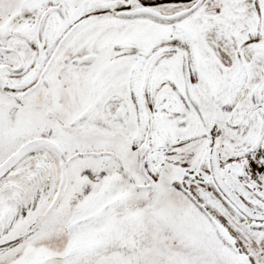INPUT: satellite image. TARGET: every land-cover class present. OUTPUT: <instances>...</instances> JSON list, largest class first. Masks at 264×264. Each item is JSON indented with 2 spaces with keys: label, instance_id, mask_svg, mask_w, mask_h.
I'll list each match as a JSON object with an SVG mask.
<instances>
[{
  "label": "snow or ice",
  "instance_id": "1",
  "mask_svg": "<svg viewBox=\"0 0 264 264\" xmlns=\"http://www.w3.org/2000/svg\"><path fill=\"white\" fill-rule=\"evenodd\" d=\"M0 264H264V0H0Z\"/></svg>",
  "mask_w": 264,
  "mask_h": 264
}]
</instances>
